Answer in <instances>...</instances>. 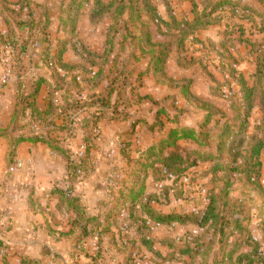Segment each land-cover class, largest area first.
Masks as SVG:
<instances>
[{"label":"rangeland","instance_id":"374dc122","mask_svg":"<svg viewBox=\"0 0 264 264\" xmlns=\"http://www.w3.org/2000/svg\"><path fill=\"white\" fill-rule=\"evenodd\" d=\"M21 1L25 5L23 12L19 6L14 7ZM168 1L172 13L177 14L180 19L186 14L190 15L192 3L201 9L211 5L209 0ZM7 2L11 10L13 7V10L18 12L17 18L13 16L10 18H13L12 21L15 20L14 26H18V29L14 27L15 33L14 30L7 28L9 32L6 35L18 34V45L28 44L30 59L18 62L19 60L15 59L10 51L7 55L5 53L0 55L1 87L9 86L12 77L14 79L18 77V80L20 77L19 99L20 87L23 88L24 94H28L30 84L33 82L31 80L34 79L32 77L35 76L46 82L45 93L40 99L42 102L50 99L47 91L51 93L53 88L58 87L60 89L57 90L63 93L62 105L68 104L74 114L90 110L95 113L96 109L99 112L103 108H113L116 102L121 106L115 113L103 114L95 118L98 120L96 130L93 127L80 129L85 117L82 116L76 123L72 135L55 133L51 135V139L64 142V145L72 143L74 149L71 150L75 156L83 155L82 158L90 162L92 175L100 172L90 182H84L86 186L92 185L97 188V192L86 193V196L90 195L85 201L89 207L87 211L92 216H105L110 210L104 206L94 209L95 200L102 199L103 204L112 202L120 188L123 186L125 188L126 185V188H129L132 181L129 178L131 170L135 168L139 170L145 165L150 166L152 162L158 160L154 157L150 161L149 150L157 147L170 131L193 130L203 135L200 140H206L209 148H202L191 142H179L177 148L165 152V157L176 155L194 162L199 154L215 153L218 136L226 121L223 118L231 116L229 108L235 99L239 98L237 76L243 75L249 80L256 71L251 50L242 42L250 40L264 44V35L251 36L254 27L248 22L240 21L237 16L232 17L225 10L221 14L222 19L224 18L222 25L200 32L195 39L199 43H189L185 49L178 52L177 48L173 49L165 66L167 78L163 80L166 82L161 86L157 84L153 71L148 67L152 55L144 43L142 44L143 28L129 23L127 17L117 21L113 15H107L95 26L89 18L90 7L81 11H71L72 0H7ZM102 2L107 5L111 0H102ZM250 2L257 10L255 15L258 17L257 14L260 12L264 16L262 2L259 0H250ZM154 4L162 18L166 19V8L162 0H154ZM2 23H0V34L5 32V25ZM32 23L34 28L31 27ZM257 23H262V20L257 18ZM240 27L247 29V36L242 35ZM152 31L157 46L172 45V42L160 36L161 34H155L154 28ZM42 38L45 42L43 48L39 42ZM220 44H225V47ZM66 45L68 46L63 61L67 69L62 66L46 69L42 66L41 59L45 47L46 49L49 47L52 55L57 56V52L59 53ZM183 86L190 87L191 97L181 95L179 88ZM59 93L62 96V93ZM18 99L15 98L17 106L11 104L12 114L6 120L12 121L7 127L0 129V135H3L0 138L8 136L12 131L18 134V138L30 137L33 133L44 134V130L39 126H32L33 132L30 133L26 122L21 121L23 113L18 108ZM202 105L213 109L215 117L209 128L205 126L206 114ZM111 111L114 112L113 109ZM17 117L16 126L13 121ZM209 130L211 133H208ZM80 133L83 139L79 137ZM247 139L264 140V114L258 108L254 109L250 116L247 134L240 138L242 141ZM156 153L158 154L157 151ZM262 164L260 183L264 186V159ZM157 168L165 175L166 170L163 166ZM209 168L210 164L200 165L189 173L188 178L182 179L175 186L177 192L181 194L178 198L171 193L167 194L173 186L172 181L176 178L170 177L168 173L165 177L158 173L153 174L152 171L147 173L145 197L148 202L154 203L153 208L157 212L162 215L177 214L192 217L186 226L159 227L152 230L153 238L158 243L155 245V250L161 257L171 254L170 246L178 250L193 238L216 249L217 241L213 234L207 229L200 228L196 219L207 207L206 194L211 189L209 180L190 182L194 173ZM138 172H142V169ZM89 178L88 176L85 180ZM218 178L221 179L222 176ZM243 185L240 181L235 186L232 198L238 199L244 206L258 207L250 198V201L248 200ZM126 216V214L122 215V219ZM260 223V217L253 210L252 221L246 226L251 237L261 245L264 257V227H261ZM127 226L126 224L123 228ZM83 250L88 251L89 257L83 252L82 255L76 254L71 258L60 251L59 255L51 256L48 253L45 262L46 264H118L120 261V258L114 255L96 256L98 251L94 243H87ZM202 252L203 250L199 255ZM212 256L207 258L211 259ZM4 257L3 252L0 261ZM151 260H153L152 255H144L143 259H137V264H149ZM10 262L19 264L18 256L13 257ZM187 262L189 263L188 260ZM195 262L198 264L200 260L197 259ZM204 264H209V261Z\"/></svg>","mask_w":264,"mask_h":264},{"label":"trees","instance_id":"16d2710c","mask_svg":"<svg viewBox=\"0 0 264 264\" xmlns=\"http://www.w3.org/2000/svg\"><path fill=\"white\" fill-rule=\"evenodd\" d=\"M209 1L211 5L203 9L192 3V12L190 15H184L182 19L174 12L172 13L168 0H162L166 8V19L162 18L158 12L154 0H111L107 5L103 4L102 0H72L70 10L81 11L90 7L89 18L95 26L101 23L107 15H113L117 21L127 17L129 23L140 25L143 28L142 44L144 43L152 55L148 67L150 71H153L155 75L153 77L157 84L163 86L166 82L164 80L167 78L165 66L173 49L177 48L178 52L185 49L189 43H199L195 39L200 32L222 25L224 18L222 19L221 14L225 10L232 17L237 16L240 21L251 24L254 27L251 30V36L255 34L264 35V16L260 12L257 14L258 17L255 15L257 10L251 2H246L247 0ZM259 1L264 5V0ZM23 4L24 2L21 1L19 5L17 3L14 7L19 6L23 12L25 7ZM12 10L7 0H0V19L4 21L8 29L15 31L14 27L18 29V26H14L15 20H12L17 18L18 12ZM12 16L13 18L10 19ZM257 18L262 20V23L258 24ZM31 27H35L34 23L31 24ZM152 28H154L155 34H161L160 36L167 38L172 42V45L157 46ZM239 29L242 35L247 36L245 27ZM30 30L33 31V29ZM39 32L38 34H40ZM39 42L43 48L45 46L43 38ZM242 44L250 48L251 56L255 59L256 71L249 80H246L243 75L237 76L240 88L239 98L235 99L229 108L231 116L223 118L226 121L218 136L216 152L199 154L198 159L194 162L176 155L165 157V152L177 148L179 142H191L199 147L209 148L206 140H200L203 135L197 134L193 130L176 129L170 131L157 147L149 150L150 161L154 157L158 160L152 162L150 166L140 165L139 170L142 169V172H138L137 168L131 170L129 178L132 181L129 188H126L127 185L125 188L124 186L120 188L115 193L112 202L100 203L99 208L104 206V208L110 209L105 216L89 214L87 209L82 206L81 198L74 195L73 192L55 190L54 195L59 200L57 211L69 219L71 227L68 235L61 234V239L75 241L76 249L81 252V255L84 252L86 257H89V254L82 250L85 242L97 240L99 249L96 256L114 255L116 258H120L118 264H137V259H143L144 255L153 256V260L149 264H196L195 260L197 259L200 260L198 264H204L208 261L209 264H264L261 245L251 237L247 230L248 224L252 221L253 210L260 217V226L264 227V186L260 183L263 168L262 160L264 159V140H240L247 134L249 119L254 109L258 108L264 114V51L261 52V49L264 50V44L250 40H244ZM67 46H64L59 53L57 52V56L52 55L49 47L47 49L45 47L41 59L42 66L46 69H53L55 66H62V68L67 69V65L63 61ZM220 46L225 47V44H220ZM8 49L14 52L18 62L24 59L29 61L30 48L28 44L18 45L17 34L11 33L9 36L0 34V54L5 53ZM20 80L19 77L18 82ZM45 83L44 80L38 79L28 94H24L23 88L20 87L18 108L23 113V120L21 121L26 122L30 133L33 132L32 126H39L45 133L40 135L33 133L30 134V137L17 138L11 144L8 168L12 167L11 159L15 155L17 147L25 143L42 144L66 162L68 181L74 183L78 179L87 178L89 174L93 173V170L89 168L91 164L87 159L75 156L70 144L64 145V142L51 139L52 133L72 135L75 132L76 123L82 116L85 117L80 124V129L86 130L93 127L96 130L98 120L95 118H99L103 114L115 113L121 106L116 102L113 108H109L110 110L103 108L99 112L97 109L94 110L95 113L90 110L74 114L72 109L67 106L68 104L62 105L63 93L57 90L60 88L56 87V89H52L51 93L47 91L50 99L47 102L44 100V107L40 109L38 101L45 93ZM179 90L183 97H191L189 86H183ZM59 92L62 93V96ZM112 109L114 112L111 111ZM202 109L206 114L205 126L209 128L215 117L212 112L213 109L206 105H202ZM60 120L62 123L59 125L58 121ZM13 123L18 125V117ZM208 133L211 131L209 130ZM2 136L0 135V137ZM208 164H210V168L194 173L190 182L209 180L211 189L206 194L207 207L196 219H198L197 225L200 228L207 229L213 234L217 241L216 249H212L210 244L202 243L193 238L187 244L179 247L178 250L170 246L171 254L161 257L155 250V245L158 243L153 238L152 230L159 227L186 226L192 217L177 214L162 215L157 212L153 208L154 203L148 202L147 197H145L147 173L152 171L153 174L158 173L164 177L168 173L170 177L176 178L172 181L173 186L167 194L171 193L178 198L181 194L177 192L175 186L182 179L188 178L189 173L200 165ZM157 166L164 167L165 175ZM218 176H222V178L220 179ZM240 181L243 182L244 190L247 191L248 200L250 198L258 207L244 206L238 199L232 198L235 186ZM124 214L127 216L122 219ZM126 224L128 226L123 228ZM201 250L203 252L199 255ZM207 256L212 257L209 259ZM186 260L189 263H186ZM2 264L9 263L3 261Z\"/></svg>","mask_w":264,"mask_h":264},{"label":"crops","instance_id":"0c3cea01","mask_svg":"<svg viewBox=\"0 0 264 264\" xmlns=\"http://www.w3.org/2000/svg\"><path fill=\"white\" fill-rule=\"evenodd\" d=\"M2 22L4 23L0 19V23ZM4 30L5 32L1 34H8L6 25ZM32 78L34 79L31 80L32 83L30 82L29 92L39 79L35 76ZM10 80L9 86L5 88L0 86V129L7 127L12 121L6 120L12 114L11 104L17 106L15 98L18 99V77L15 79L12 77ZM38 107L40 109L44 107L42 100L38 101ZM61 123L62 121L58 122ZM78 135L83 139L81 133ZM17 138L18 134L13 131L8 136L0 138V235L2 254L3 252L5 254L0 264L3 261L11 264L10 260L15 256H18L19 264H46L48 253L53 256L59 255L58 253L62 251L65 256L71 258L76 254L80 255L75 241L60 237L61 234L68 235L71 227L69 219L57 211L59 200L54 191L73 192L81 198L82 206L88 209L85 201L90 195L86 196V193L97 192V188L92 185L86 186L84 182H90L100 172L89 174L88 180L80 178L71 183L67 177V164L61 157L54 155L42 144L25 143L17 147L11 159L12 167L16 163H22L24 170L9 175L8 158L11 144ZM71 149H74L72 143ZM7 192H12L15 197L9 198ZM101 202L102 199L95 200L94 209H97ZM87 243H94L96 251L99 249L97 240H87L83 248Z\"/></svg>","mask_w":264,"mask_h":264},{"label":"built area","instance_id":"2783aa9c","mask_svg":"<svg viewBox=\"0 0 264 264\" xmlns=\"http://www.w3.org/2000/svg\"><path fill=\"white\" fill-rule=\"evenodd\" d=\"M8 51H10L11 52L10 54L14 55V58H15L14 52L12 50H10V49L6 50L5 54L7 55V52ZM0 55H2V53ZM23 170H24L23 164L22 163H16L13 167H11L8 170V174L9 175H15V174H17L19 172H22ZM7 193H8L7 195H8L9 198H14L15 197V194H13L12 192H7ZM2 248H3V246H2V239L0 237V257L2 255Z\"/></svg>","mask_w":264,"mask_h":264}]
</instances>
